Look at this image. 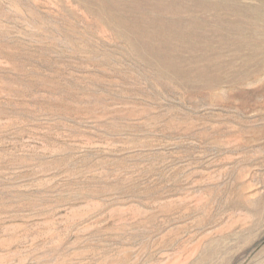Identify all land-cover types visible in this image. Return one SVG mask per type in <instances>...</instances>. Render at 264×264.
<instances>
[{
	"label": "rangeland",
	"instance_id": "1",
	"mask_svg": "<svg viewBox=\"0 0 264 264\" xmlns=\"http://www.w3.org/2000/svg\"><path fill=\"white\" fill-rule=\"evenodd\" d=\"M0 264H264V0H0Z\"/></svg>",
	"mask_w": 264,
	"mask_h": 264
}]
</instances>
